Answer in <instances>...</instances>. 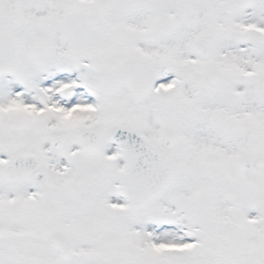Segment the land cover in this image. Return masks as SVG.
Here are the masks:
<instances>
[{"label":"snow or ice","instance_id":"6c2138e0","mask_svg":"<svg viewBox=\"0 0 264 264\" xmlns=\"http://www.w3.org/2000/svg\"><path fill=\"white\" fill-rule=\"evenodd\" d=\"M0 264H264V0H0Z\"/></svg>","mask_w":264,"mask_h":264}]
</instances>
